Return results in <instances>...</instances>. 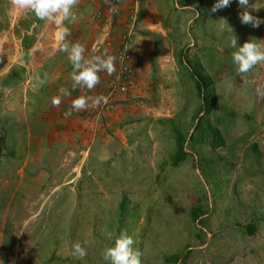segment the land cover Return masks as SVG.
<instances>
[{
	"label": "rangeland",
	"instance_id": "1",
	"mask_svg": "<svg viewBox=\"0 0 264 264\" xmlns=\"http://www.w3.org/2000/svg\"><path fill=\"white\" fill-rule=\"evenodd\" d=\"M163 1L165 13L156 19L167 35L155 47L158 63L153 55L152 98L143 101L148 117L123 123L117 135L112 131L118 143L107 152L78 158L81 169L53 193L27 176L20 182L18 157L1 162L0 264H106L102 254L113 241L104 229L113 238L131 235L141 264H229L264 239V62L240 74L232 63L236 49L229 46L234 35L240 45L250 39L264 43V24H242L237 0L215 13L216 0ZM250 3L264 19V0ZM142 5L139 0V17ZM36 22L41 20L34 14L0 0V55L7 42L19 50L24 34L33 40L41 28ZM180 49L200 59L215 79L218 102L210 118L225 144L214 149L189 135V155L174 167L172 124L193 134L201 103L188 70L177 61ZM197 207L206 211L202 223L192 220ZM255 220L258 230L248 235L246 226ZM77 242L87 251L83 260L72 253ZM179 254L177 263L166 260Z\"/></svg>",
	"mask_w": 264,
	"mask_h": 264
},
{
	"label": "crops",
	"instance_id": "2",
	"mask_svg": "<svg viewBox=\"0 0 264 264\" xmlns=\"http://www.w3.org/2000/svg\"><path fill=\"white\" fill-rule=\"evenodd\" d=\"M130 2L78 0L73 8L74 20L61 25L36 22L41 28L35 38L29 41L25 34L20 36L19 50L13 51L10 42L3 45L0 55V168L4 165L2 161L18 157L20 182L27 176L36 187L48 186L53 193V187L70 183L69 174L81 169L83 162L78 164V158L87 159L99 149L107 152L118 143L119 137H114L112 131L117 135L123 123H136L150 115L143 101L152 98L153 55L157 63L160 57L155 54V47L161 39L166 41L167 29L156 19L165 13L163 0H142L138 32L134 37L142 46L136 86L128 94L119 96L111 113L89 115L82 109L72 108L73 100L81 96L89 98L88 103L92 102L98 85L91 90L74 87L68 54L60 51L59 34L66 27L70 35L65 37V42L82 45L86 58L111 56L114 59ZM98 42H102L101 49L95 50ZM158 59L161 62V58ZM100 76L105 74L100 73ZM62 89L69 94L64 95ZM54 98L60 99L58 105L53 104ZM6 171V177L10 178V165ZM59 172L64 176L63 182H60ZM245 250L242 260L229 264H264V239L249 244Z\"/></svg>",
	"mask_w": 264,
	"mask_h": 264
},
{
	"label": "clouds",
	"instance_id": "3",
	"mask_svg": "<svg viewBox=\"0 0 264 264\" xmlns=\"http://www.w3.org/2000/svg\"><path fill=\"white\" fill-rule=\"evenodd\" d=\"M232 2L233 0H216L211 11L215 13L230 6ZM237 2L242 9L240 13L242 24L251 25L253 28H259L264 24V19L253 14L254 11L260 9L255 6V3H250V0H237ZM77 4L78 0H11L13 9L34 14L38 20L56 25H61L64 21L74 20L73 8ZM219 29L224 31V25H219ZM68 35H70L69 29L65 27L59 34L60 51L68 54V60L73 69L71 74V79L74 81L73 86H81L91 90L100 83V73L106 72L111 75L115 71L114 59L111 56L86 58L85 49L82 45L65 42V37ZM229 46L236 49L232 54V63L236 65L237 72L240 74L248 73L256 65L264 62V43L250 39L240 45L238 38L234 35ZM40 83L43 84L44 81L41 80ZM62 92L64 95L69 94L66 89H62ZM88 99L84 96L76 98L72 102V108L77 111L87 109L89 107ZM102 101L106 102V98L98 96L93 100L92 106H99ZM59 103L60 99L54 98L53 104L58 105ZM103 234L108 240L113 241L112 245L106 247L102 254L106 264H141V252L134 247L136 241L131 235L122 232L113 238V232L108 229H104ZM72 253L80 260H83L87 255L85 247L79 242L72 246Z\"/></svg>",
	"mask_w": 264,
	"mask_h": 264
},
{
	"label": "trees",
	"instance_id": "4",
	"mask_svg": "<svg viewBox=\"0 0 264 264\" xmlns=\"http://www.w3.org/2000/svg\"><path fill=\"white\" fill-rule=\"evenodd\" d=\"M179 4L185 5L186 0H178ZM177 61L182 66L186 67L192 78L197 96L200 98V105L193 115L194 131L193 134L185 133L183 129L174 123L172 124V132L175 137V150L170 157L169 163L176 167L182 163L189 155L186 150V143L188 140L196 139L201 144H208L210 147L216 149L225 144V140L221 133V130L217 125L211 121V114L213 109L216 107L218 98L215 86V79L206 70L202 61L198 58L191 60L186 56L185 49H180L177 51ZM173 122V120H170ZM191 137H190V136ZM255 146V145H254ZM253 146V147H254ZM206 211L200 207L194 208L192 210L191 216L192 220L200 221V217L204 215ZM258 230V221L249 223L246 226V231L248 235H254ZM183 255H172L166 260L168 262L172 261L177 263L180 261Z\"/></svg>",
	"mask_w": 264,
	"mask_h": 264
},
{
	"label": "built area",
	"instance_id": "5",
	"mask_svg": "<svg viewBox=\"0 0 264 264\" xmlns=\"http://www.w3.org/2000/svg\"><path fill=\"white\" fill-rule=\"evenodd\" d=\"M132 5L129 7V14L120 33L119 47L114 56L115 71L109 75L102 72L105 76H100V83L95 91V98L103 96L106 102L102 101L99 106L93 107L92 102L88 103L87 109H82L89 115H100L115 110L119 96L126 95L136 86V73L142 60V46L134 40L138 32L139 21V0H130ZM102 42L95 45V50L101 49ZM104 78V83L101 81Z\"/></svg>",
	"mask_w": 264,
	"mask_h": 264
}]
</instances>
